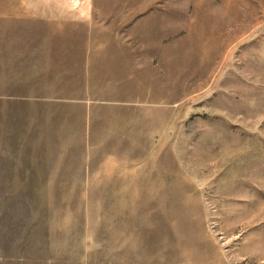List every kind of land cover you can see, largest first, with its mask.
<instances>
[{
  "label": "rangeland",
  "instance_id": "obj_1",
  "mask_svg": "<svg viewBox=\"0 0 264 264\" xmlns=\"http://www.w3.org/2000/svg\"><path fill=\"white\" fill-rule=\"evenodd\" d=\"M44 3L49 24L0 36L106 51L68 71L88 84L29 78L99 102L84 142L99 186L1 187L0 264H264V0Z\"/></svg>",
  "mask_w": 264,
  "mask_h": 264
},
{
  "label": "crops",
  "instance_id": "obj_2",
  "mask_svg": "<svg viewBox=\"0 0 264 264\" xmlns=\"http://www.w3.org/2000/svg\"><path fill=\"white\" fill-rule=\"evenodd\" d=\"M49 8L44 0H0V33H7V30L14 33L18 28L34 23H48L38 19L44 18L45 14L49 17ZM114 23L102 24L110 28L123 27V21ZM86 40L85 45L93 47H86L82 53L80 43L73 37L0 36V78H28L26 81H13L25 87L21 92L11 89L4 92L0 87V109L35 110L31 113L24 111V126L19 123V113L10 112L3 121L0 115V165L8 166L0 168V188L99 186L89 168L91 146L87 148L84 145L86 136L90 137L89 141L93 136H99L97 121L90 111L98 108L99 102L88 95L90 91L50 90L49 80L29 79L74 77V81L64 80L62 83L88 84L82 82L81 75L68 71L81 67L92 69L97 60L96 53L100 51V59L105 60L106 51L88 43L90 38ZM76 50L78 56L74 54ZM114 59L120 61L123 57L119 55ZM100 135L112 136V133ZM65 165H77V168Z\"/></svg>",
  "mask_w": 264,
  "mask_h": 264
}]
</instances>
